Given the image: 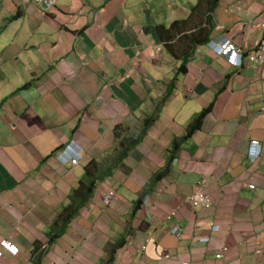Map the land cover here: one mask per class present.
I'll use <instances>...</instances> for the list:
<instances>
[{
	"label": "crops",
	"instance_id": "1",
	"mask_svg": "<svg viewBox=\"0 0 264 264\" xmlns=\"http://www.w3.org/2000/svg\"><path fill=\"white\" fill-rule=\"evenodd\" d=\"M197 2L60 0L45 11L0 0V264H264V69L208 45L255 52L264 0ZM73 143L82 157L65 163ZM91 160L102 178L57 227ZM203 178L213 206L192 210L185 197Z\"/></svg>",
	"mask_w": 264,
	"mask_h": 264
},
{
	"label": "built area",
	"instance_id": "2",
	"mask_svg": "<svg viewBox=\"0 0 264 264\" xmlns=\"http://www.w3.org/2000/svg\"><path fill=\"white\" fill-rule=\"evenodd\" d=\"M35 4L40 6L45 11H51L55 8L60 0H26V2ZM256 26L261 27L264 30V23H254ZM215 51L225 57L227 61L235 67H244L247 64H251L255 70V72L260 69H264V34L262 39L258 44V48L255 52L249 53L248 56L241 54L238 50L236 44L231 40H224L219 42L217 46H215ZM264 110V107L262 108ZM259 145V141H251L250 148L255 150L256 146ZM72 149V150H71ZM72 144L68 145L66 149H64L61 153H59V157L65 163L72 162L73 164H77L79 159V154L74 152ZM81 157V156H80ZM207 179L203 178L197 182V188L185 197V201L188 202L190 208L194 209H210L213 206V199L211 194L206 190ZM250 188H255V184H249ZM115 197V190L108 189L102 197V202L104 205H110V202ZM176 216V212L168 215L167 220L171 222L173 218ZM212 231H218L220 229L219 225L211 224L210 225ZM173 234L180 237L182 235V231L180 232L177 227L172 230ZM200 242L208 243L210 241L209 238H200ZM9 245V244H8ZM0 257H2V252L0 251ZM223 255H217V258H222ZM187 264V263H183Z\"/></svg>",
	"mask_w": 264,
	"mask_h": 264
},
{
	"label": "trees",
	"instance_id": "3",
	"mask_svg": "<svg viewBox=\"0 0 264 264\" xmlns=\"http://www.w3.org/2000/svg\"><path fill=\"white\" fill-rule=\"evenodd\" d=\"M219 0H198L197 4L193 9H197L200 6H205L209 11H212L218 4ZM192 44L195 45L197 44L196 41H192ZM171 49V46H169ZM173 48V47H172ZM182 71L186 72L187 71V58L186 61L182 65ZM26 87V86H25ZM212 105H208L205 107L202 111H200L198 114L194 116V120L187 126L186 128V135L185 138L191 136L195 131H197L200 126H202V122L205 118V116L211 111ZM149 127V120L146 121L145 129ZM120 130H125L123 129L122 126H116L115 127V134L119 135L122 132ZM141 137L139 139L134 140V147L136 145V142H139ZM132 145H128L127 148L130 149L132 148ZM133 147V148H134ZM180 148V141H175L171 147L170 150V158L167 162V166L164 169L163 173L168 172L170 168L171 162L174 160L175 156H177V152ZM128 153L125 151L123 156H126ZM99 165V162L95 160H91L90 162L87 163L86 167V175L87 179H82L80 181V185L72 191L70 194V204L65 207V209L62 211V213L59 215V218L56 222L57 227L62 225V228L64 227V230L67 228L69 223L78 216L80 210L84 208L87 205V202L91 198V196L94 193V189L96 187V183L99 179L102 178L99 176H95L94 172V167H97ZM160 174H157V177H159ZM122 246V245H120ZM115 247L111 249V253L114 254Z\"/></svg>",
	"mask_w": 264,
	"mask_h": 264
},
{
	"label": "clouds",
	"instance_id": "4",
	"mask_svg": "<svg viewBox=\"0 0 264 264\" xmlns=\"http://www.w3.org/2000/svg\"><path fill=\"white\" fill-rule=\"evenodd\" d=\"M219 42L220 41H217V42H214L213 41L211 43H208V45L210 47L215 48V46H217L219 44ZM72 147H73L74 152H77L79 154V159H81V157H82V148L80 146H78L76 143H73L72 144ZM74 152L71 151V153L75 154ZM249 152L251 154L250 157H251L252 161H255L257 158H259L261 156V153H262V148H261L260 142H259V145L256 146L255 150H253V149L250 148V151Z\"/></svg>",
	"mask_w": 264,
	"mask_h": 264
},
{
	"label": "rangeland",
	"instance_id": "5",
	"mask_svg": "<svg viewBox=\"0 0 264 264\" xmlns=\"http://www.w3.org/2000/svg\"><path fill=\"white\" fill-rule=\"evenodd\" d=\"M21 24H23V21L21 22Z\"/></svg>",
	"mask_w": 264,
	"mask_h": 264
},
{
	"label": "bare ground",
	"instance_id": "6",
	"mask_svg": "<svg viewBox=\"0 0 264 264\" xmlns=\"http://www.w3.org/2000/svg\"><path fill=\"white\" fill-rule=\"evenodd\" d=\"M259 159V158H258Z\"/></svg>",
	"mask_w": 264,
	"mask_h": 264
}]
</instances>
